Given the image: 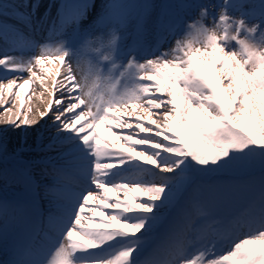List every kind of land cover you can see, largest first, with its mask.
<instances>
[{
    "label": "snow or ice",
    "instance_id": "obj_1",
    "mask_svg": "<svg viewBox=\"0 0 264 264\" xmlns=\"http://www.w3.org/2000/svg\"><path fill=\"white\" fill-rule=\"evenodd\" d=\"M149 7L111 0L103 6V28L81 30L88 4L77 5L59 16L61 28L73 25L71 35L58 32L55 41L31 43L39 55L27 60L0 58V79L9 72L36 77L32 69H44L46 62L58 61L64 69L52 84L59 98L39 113L50 116L54 132L47 143L37 133V148L54 153L39 161L45 174L51 166L46 195L55 212L44 232L47 243L28 246L14 264H264V0L200 4L191 21H157L155 43L147 50L127 45L126 25L144 17L146 29ZM39 8L40 0H23L15 9L18 24L30 28ZM17 33L13 50L31 42L27 33ZM74 59L78 67L81 60L87 64L79 80ZM14 86L16 79H10L0 90L11 94ZM15 96L23 109L22 93ZM141 107L148 117L162 115L164 125L139 116L136 135L117 134L133 129L129 114L120 110ZM6 123L24 131L38 121L16 113ZM102 124L116 140L100 131ZM120 139L129 147L120 146ZM256 165L262 173L259 195L239 216L221 212L235 193L197 195L181 206L197 177ZM177 209L176 217L165 215ZM165 225L152 257L144 259L146 246Z\"/></svg>",
    "mask_w": 264,
    "mask_h": 264
},
{
    "label": "bare ground",
    "instance_id": "obj_2",
    "mask_svg": "<svg viewBox=\"0 0 264 264\" xmlns=\"http://www.w3.org/2000/svg\"><path fill=\"white\" fill-rule=\"evenodd\" d=\"M23 0H0V5L6 6V8L0 7V11L3 12V15H0V21L3 24L7 25L6 29H0V31L6 32V35H0V37L4 36L3 44H0V58H3L4 55H13L27 60L32 55H39V48L37 47L34 51L31 49V43L34 42H48L55 41L57 38V32L60 29H53L48 31V28L44 29L42 33L37 35L36 38H32L31 42L26 46L22 47L20 50H13V45L7 46L4 45L7 42V38L10 40L8 35H13L14 27L18 24L17 19L15 18V9L16 6H19ZM42 2V0H40ZM47 5H51L53 0H45ZM101 5H104L106 2H111V0H100ZM118 2H123L122 0H118ZM87 16L85 19L81 21L79 28L81 30L86 29H102L103 28V10L98 6L96 9H91V6L88 5L86 10ZM22 27V26H21ZM31 30L30 32H32ZM67 34L71 35L73 32V26L65 31ZM94 58V57H93ZM73 71L76 74L77 80L81 79V73L86 71L87 64L86 61H80L79 67L77 66V61H72ZM60 68L61 76H56V69ZM32 71L36 72L37 76L32 77L31 73H16L9 72L7 73V78L0 79V84H7L10 79H16L17 86L12 88L11 94L8 93L7 90H0V140L3 142V150H0V161H22L23 171L26 175L31 176L30 182L33 183L35 180L39 181L40 184H44L47 181H53V177L48 180H42L46 177L45 173L42 171L45 166L39 163V157L43 155H54V153H46L41 152L39 148H37V144L39 140L37 139V133L41 134V138L44 143L48 142V139L54 132V129H51L49 126L51 124L50 116L48 118L42 119L39 116V113L47 110V106L49 102L54 103L55 98H59L60 93L57 92L56 96L52 95V84L53 80H59L63 77L64 69L60 66L58 61L55 62H46L44 69H41L39 66H36L32 69ZM5 75L2 66H0V77ZM31 80L29 85H26L24 89H20L18 87L19 84H22L24 80ZM17 92L22 93V99L24 101V108L20 107V100L16 99L15 94ZM43 94V95H42ZM7 101V104L4 103ZM10 108L11 112L6 111V109ZM31 108V112H27V110ZM162 111V110H161ZM121 114L127 112L129 115L126 116V119H129L130 122L135 123L134 117L146 116L148 119L154 118H162V115H157L155 111L151 117H148V113L145 110H140L137 108L134 112L131 108L120 111ZM16 113H21V118H23V113H27L31 119H35L38 123L34 128H30L22 131L21 129H17L15 131L12 130L11 126H9L6 121L9 117L15 118ZM140 113V115L138 114ZM131 115V117H130ZM164 121V119H163ZM133 125L132 130H115L117 134L123 132L124 134H133L135 132ZM100 131L109 138V140H116L117 136L113 135V132H107L105 129V125L100 126ZM122 142L123 139L118 141L119 145L123 147ZM26 157H30L31 159H27ZM28 161H31L28 163ZM63 163V161H58ZM48 175L51 174V167H48ZM34 177V179H33ZM38 179V180H37ZM123 182V181H121ZM38 189H41L40 187ZM41 192V191H40ZM39 192V193H40ZM111 195H123V193H119L117 191H112ZM98 196H102V193ZM97 196V197H98ZM49 199V198H47ZM97 201V200H96ZM8 228L5 222L0 221V245L4 239V236L7 234ZM45 241V239H44Z\"/></svg>",
    "mask_w": 264,
    "mask_h": 264
},
{
    "label": "rangeland",
    "instance_id": "obj_3",
    "mask_svg": "<svg viewBox=\"0 0 264 264\" xmlns=\"http://www.w3.org/2000/svg\"><path fill=\"white\" fill-rule=\"evenodd\" d=\"M216 0H198V4H215ZM188 10V9H187ZM189 11V10H188ZM199 9H196L195 12L198 14ZM195 12L190 13L189 15V20L191 21L193 18H195L197 16V14ZM153 29L155 30L153 32ZM156 34V23H154L152 26L147 24V28H146V38H150L151 36H154ZM172 43V41L169 44L165 45V48L169 47L170 44ZM140 110H144L143 107L139 108ZM140 114V113H139ZM155 120H157V123H161L163 122L161 119L158 118H154ZM164 125V123H163ZM231 170V169H230ZM1 171L3 172V169H1V165H0V174ZM231 171H235L241 175H245L250 177L251 174H255V175H259L261 173V170L259 168V165H256L255 167L251 168V169H239V170H231ZM217 173V174H216ZM220 172H215V173H207V174H203L202 176H207L209 178H216L219 176ZM261 183V179H259V181H255L252 183H247V185L245 184H240L237 183V185L235 186V188L232 187V185H228L226 187V196H230V194H237L235 198H230L228 200L227 203H222L221 204V212L223 214V216L225 217H231L232 213L237 211V205L241 202L242 198L245 197V192L249 191L250 189L252 190L251 193L253 196L257 197V190H254L253 188L257 185ZM213 185V189H211L208 193H207V198L211 199V198H221L224 197V195L222 194H215L214 190H217L219 187V181L217 179H215L212 183ZM0 189L2 191H7L9 188L6 187V185L4 184V182L0 181ZM238 186V187H237ZM251 186H253V188H251ZM237 187V189H236ZM13 189H16L14 187H12ZM236 189V191H234ZM251 193L249 192V195L251 196ZM252 197V196H251ZM250 199V197H248V200ZM248 200L246 201V205L248 203ZM43 237H41L42 239Z\"/></svg>",
    "mask_w": 264,
    "mask_h": 264
}]
</instances>
